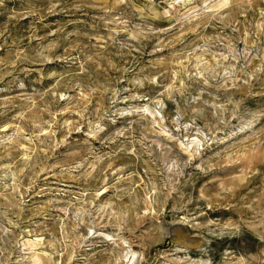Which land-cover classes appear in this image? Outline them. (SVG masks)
<instances>
[{
	"label": "rangeland",
	"instance_id": "obj_1",
	"mask_svg": "<svg viewBox=\"0 0 264 264\" xmlns=\"http://www.w3.org/2000/svg\"><path fill=\"white\" fill-rule=\"evenodd\" d=\"M0 264H264V0H0Z\"/></svg>",
	"mask_w": 264,
	"mask_h": 264
}]
</instances>
